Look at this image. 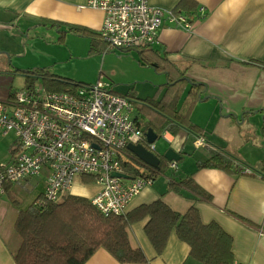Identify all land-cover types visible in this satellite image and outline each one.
I'll use <instances>...</instances> for the list:
<instances>
[{
  "label": "crops",
  "instance_id": "obj_1",
  "mask_svg": "<svg viewBox=\"0 0 264 264\" xmlns=\"http://www.w3.org/2000/svg\"><path fill=\"white\" fill-rule=\"evenodd\" d=\"M182 1L149 0V4L166 12L189 14L186 3L183 4L186 11L178 8ZM85 5L86 0H0V27L46 20L99 31L102 12ZM192 7L196 14L191 29L165 23L157 42L137 51L140 59L148 58L159 71L169 73L172 86L184 82L185 92H189L182 108H179V99L185 94L182 88L178 90V97L171 93V97L162 102L153 100L163 105V109L146 107L142 103L143 107L136 113L133 106V117L142 129L149 124L159 137L164 134L170 148L182 159L178 168L171 170L165 153L158 151L155 142L153 153L161 158L162 173L132 200L127 212L159 199L179 214L196 208L204 224L216 223L232 237L235 264H264V166L259 164L260 169L256 171L236 157L247 147L259 153L264 148L263 141H256L251 134L253 130L249 125L253 116L260 119L263 116L264 120V0H193ZM153 50L159 53L149 52ZM176 80L179 83H175ZM188 80L201 87L197 89L194 85L199 90V99L187 122L181 127L161 128L170 119L178 120L183 115L193 88ZM11 89L8 82L2 83L0 99L8 98ZM197 111L201 113L192 120ZM262 131L264 135V125ZM190 136L194 137L196 146L198 138H203L205 145L197 146L196 151H185ZM15 144L14 135L0 136V167L11 161ZM142 145L150 150L147 137ZM216 152L228 156L242 165L243 171L248 169L251 173L200 167ZM165 168L171 173L162 176ZM40 177L44 180L42 184H35L33 179L24 180L7 186L0 197V264H15L13 254L20 245L15 223L20 212L27 210L44 193L46 180L43 175ZM190 180L192 183L188 185ZM170 182H174L179 191L171 190ZM81 184L82 180L76 179L67 195L90 199L99 191L94 183ZM148 221L146 218L128 229L131 246L143 250L149 259L146 264H201L191 257L190 246L180 240L176 232L171 234L164 252L157 255L145 231ZM85 264L121 263L100 248Z\"/></svg>",
  "mask_w": 264,
  "mask_h": 264
},
{
  "label": "built area",
  "instance_id": "obj_2",
  "mask_svg": "<svg viewBox=\"0 0 264 264\" xmlns=\"http://www.w3.org/2000/svg\"><path fill=\"white\" fill-rule=\"evenodd\" d=\"M85 7L103 14L98 32L105 53L148 49L165 23L192 27L186 16L153 7L149 0H86ZM11 134L16 144L11 161L0 167V197L7 186L43 175L44 198L58 202L76 179L91 177L99 191L90 200L110 217L126 213L132 200L154 182L151 176L157 170L128 150L130 144L145 142L142 126L133 117L129 98L114 93L111 85H82L70 92L44 87L14 92L7 101H0V136ZM205 143L203 138L196 141L198 147ZM149 146L155 152V144ZM132 163L139 176L129 175L127 164ZM169 167L176 170L178 163L171 162Z\"/></svg>",
  "mask_w": 264,
  "mask_h": 264
},
{
  "label": "trees",
  "instance_id": "obj_3",
  "mask_svg": "<svg viewBox=\"0 0 264 264\" xmlns=\"http://www.w3.org/2000/svg\"><path fill=\"white\" fill-rule=\"evenodd\" d=\"M185 3L190 13L177 12V14L186 16L192 22L196 14L192 7L193 0L182 1L178 6L181 11H186L183 8ZM52 24L59 32L61 28H65L61 31L62 38L67 33L89 37L92 39L91 52L105 53V44L98 31L81 25L59 22ZM149 52L159 53L154 50ZM140 62L149 63V60L141 58ZM151 66L158 70L157 65L151 64ZM22 74L26 77V88L32 87L33 82L39 79L42 80L44 88L56 92L67 90L70 92L85 85L59 78L46 69L25 71ZM197 89L193 86L181 118L170 119L166 125H161V128L169 129L185 125L195 102L199 99ZM141 101L146 107L157 110L164 108L152 99H141ZM133 160L134 163L140 164L138 160ZM134 163L127 164L129 175L132 177L140 175V170ZM200 167H221L223 170L235 173L244 172L242 165L218 152L211 160L201 163ZM161 170L155 171L151 178L155 180L156 176L162 173ZM82 182L91 185L94 180L91 177H83ZM191 183V180L187 182L188 185ZM169 187L171 190L179 191L174 182H170ZM146 218H149V221L145 231L157 255L164 252L171 234L176 232L179 239L190 246L191 257L201 264H235L232 237L216 223L204 224L196 208H191L185 214H179L159 199L153 204L140 206L122 215L105 217L86 197L66 195L58 202H50L43 194L27 210L21 211L17 218L15 231L20 238V245L13 254L14 262L15 264H85L98 249L104 248L121 264H146L149 259L142 249L131 246L128 233L132 225Z\"/></svg>",
  "mask_w": 264,
  "mask_h": 264
},
{
  "label": "rangeland",
  "instance_id": "obj_4",
  "mask_svg": "<svg viewBox=\"0 0 264 264\" xmlns=\"http://www.w3.org/2000/svg\"><path fill=\"white\" fill-rule=\"evenodd\" d=\"M52 23L53 21L44 20L34 24L9 23L0 27V85L8 82L9 87L13 89L11 93L27 87L26 77L22 72L46 69L59 78L85 85L96 86L98 83L111 85L114 93L132 98L129 100L131 104L134 103L132 106L135 107L136 113L137 109L143 107L141 99L162 102L170 98L171 93L178 97V90L181 88L185 94L179 99V108L184 107L189 92V90L185 92V83L172 86L169 74L155 69L147 62H140L137 50L126 53L119 51L92 53L91 38L71 33L65 34L62 38L61 31L65 28H61L59 32ZM175 83H179V80ZM32 87L39 89L45 86L39 79L33 82ZM9 98L10 96L0 101H7ZM200 113L197 111L192 120ZM249 125L253 132H256L251 131L256 141L262 140L264 143L263 116L261 119L259 116L251 117ZM156 144L162 154L170 149V143L164 134H161ZM184 149L185 151L199 149L195 145L194 137L188 138ZM262 149L263 151L259 153V150L247 147L242 150L241 156L238 154L236 157L257 171L260 169L259 164L264 166V148ZM170 173L171 170L165 168V174L162 176ZM33 181L35 184H42L44 180L39 177ZM82 184L86 185L83 182Z\"/></svg>",
  "mask_w": 264,
  "mask_h": 264
},
{
  "label": "water",
  "instance_id": "obj_5",
  "mask_svg": "<svg viewBox=\"0 0 264 264\" xmlns=\"http://www.w3.org/2000/svg\"><path fill=\"white\" fill-rule=\"evenodd\" d=\"M188 81L193 86L195 85L197 87H201V84H199V83L195 84V83L191 82L190 80H188ZM142 130L145 133V135L147 137V141L149 144H154L159 139V135L155 132V130L153 128H149V124H146ZM128 150L140 162H143V164L145 163V165H148L157 171L161 169V158L156 153H153L150 150H148V148H146L144 145H142V144H138V145L130 144L128 146ZM164 157L170 163L171 162H177L178 163L182 159L181 155L178 152H176L174 149H171V148L169 150H167ZM114 176L119 177V178L129 179L128 176L121 175L118 173H115Z\"/></svg>",
  "mask_w": 264,
  "mask_h": 264
}]
</instances>
